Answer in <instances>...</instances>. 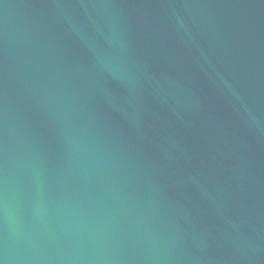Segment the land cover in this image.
Returning <instances> with one entry per match:
<instances>
[{
  "label": "water",
  "instance_id": "obj_1",
  "mask_svg": "<svg viewBox=\"0 0 264 264\" xmlns=\"http://www.w3.org/2000/svg\"><path fill=\"white\" fill-rule=\"evenodd\" d=\"M0 264H264V0H0Z\"/></svg>",
  "mask_w": 264,
  "mask_h": 264
}]
</instances>
